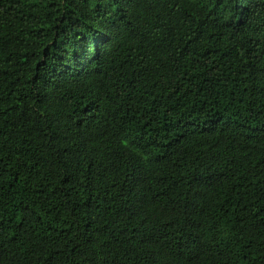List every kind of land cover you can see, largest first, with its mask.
<instances>
[{
  "label": "trees",
  "instance_id": "1",
  "mask_svg": "<svg viewBox=\"0 0 264 264\" xmlns=\"http://www.w3.org/2000/svg\"><path fill=\"white\" fill-rule=\"evenodd\" d=\"M0 264H264V0H0Z\"/></svg>",
  "mask_w": 264,
  "mask_h": 264
}]
</instances>
